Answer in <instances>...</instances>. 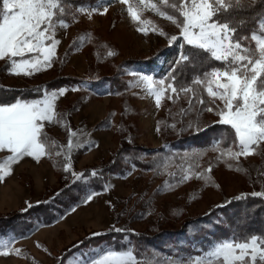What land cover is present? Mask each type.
I'll use <instances>...</instances> for the list:
<instances>
[{"label": "rangeland", "instance_id": "374dc122", "mask_svg": "<svg viewBox=\"0 0 264 264\" xmlns=\"http://www.w3.org/2000/svg\"><path fill=\"white\" fill-rule=\"evenodd\" d=\"M74 2L92 7L97 0ZM102 2L108 5L106 13L100 14L101 8L91 17L79 14L67 29L57 30L60 44L52 67L30 76L11 75L0 61V82L8 87L66 77L67 85L44 92L67 89L58 97L56 111L62 105L74 106L64 123L86 133L80 137L83 146L72 156V170L83 173L84 179L78 181L64 172L60 158L44 157L37 162L25 157L0 182V219H12L0 223V240H14L12 248L20 250V255L14 251L0 255V264H77L102 249L123 251L127 247H134L141 258L152 256L160 264H172L195 258L217 242L249 234L240 232L241 227L232 222L244 225V214L240 218V211L234 209L225 215L221 210L215 212L217 207L230 209L247 199L264 201V197L251 195L264 191V176L260 175L264 172V145L257 154L240 159L246 171L229 169L225 161H218L211 144L227 135V126L214 123L218 120L215 113L192 110L187 116L180 115V109L187 108L183 94L174 100L166 94L157 106L153 96L135 86L138 75L155 79L168 75L180 52L179 41L169 45L165 36L137 31L138 24L127 14L126 5L119 0ZM245 3L254 6L260 2ZM142 19H151L168 36L178 35L170 22L151 12H144ZM86 34L85 42L75 47L74 41ZM109 51L114 55H108ZM147 60L153 62L148 65ZM110 78L113 85H92V81ZM179 78L184 81L191 76ZM195 120L204 131L187 128L188 121ZM46 131L59 143H67L64 127L47 126ZM192 152L204 153L195 158L200 165L197 172L211 165L210 183L195 176L177 183L171 175H181L180 165L187 167L181 158ZM7 155L0 152V160ZM106 165L112 168L98 188L88 173ZM167 183L174 187L165 190ZM89 193L97 195L85 203ZM241 196L245 198L236 199ZM41 203L45 206L33 207ZM21 212L26 213L16 215ZM213 212L212 223H217L211 225L208 214ZM117 228L122 231H115ZM175 231L179 235L173 236ZM160 234H164L161 240L149 243V237ZM86 238L87 244L64 258L69 248Z\"/></svg>", "mask_w": 264, "mask_h": 264}, {"label": "snow or ice", "instance_id": "6c2138e0", "mask_svg": "<svg viewBox=\"0 0 264 264\" xmlns=\"http://www.w3.org/2000/svg\"><path fill=\"white\" fill-rule=\"evenodd\" d=\"M259 2L264 4V0ZM119 3L127 6V14L138 24L137 31L165 36L169 45L179 41L180 52L168 75L159 79L138 75L135 86L153 96L157 106L166 94L169 100L179 99L183 94L187 108H181L180 115L187 116L192 110L215 113L218 120L214 123L227 126V135L216 138L210 150L218 153L216 159L225 161L229 169L246 171L240 159L257 154L264 145V13H257L251 20L245 17L250 10L245 0H119ZM107 7L102 0L92 7L74 0H0V61L5 62L11 75L30 76L52 67L60 44L57 30L67 29L79 14L91 17L101 8L103 14ZM144 12L170 22L179 30L178 35L168 36L151 19H142ZM250 22L253 26L245 33ZM87 38V34L78 37L74 46L79 47ZM108 55L114 53L109 51ZM185 68H191L194 74L190 80L181 81L178 73L182 75ZM66 91L59 88L45 91L40 98L0 102V152L9 153L0 160V182L11 175L12 165L25 157L37 162L44 157L60 158L64 172L78 181L85 178L83 173L72 170V156L83 146L80 137L86 133L82 129L72 130L64 123L65 114L56 111V101ZM53 125L67 130L66 144L48 134L46 127ZM187 128L205 130L198 120L188 121ZM203 154H184L181 159L187 167L180 165L179 177L171 173L177 183L193 176L211 182L208 175L211 165L196 171L200 165L195 158ZM90 175L98 178L102 173L93 170ZM260 175L264 176V172ZM170 187L174 185L167 183L165 190ZM95 195L89 193L85 203ZM251 195L264 197V191ZM242 198L245 197L236 199ZM12 243L14 240H0V255L13 251L20 255ZM77 264H160V261L152 256L141 258L134 247H127L123 251L102 249L91 258L77 260ZM172 264H264V234L234 236L215 243L195 258Z\"/></svg>", "mask_w": 264, "mask_h": 264}, {"label": "trees", "instance_id": "16d2710c", "mask_svg": "<svg viewBox=\"0 0 264 264\" xmlns=\"http://www.w3.org/2000/svg\"><path fill=\"white\" fill-rule=\"evenodd\" d=\"M259 4L260 3L254 5V6H249L250 10L244 14L245 17H247L251 20V18L254 17L257 13H264V4L261 3L260 6H259ZM252 26H253V24H252V22H250L246 26V28L244 29V32L246 33L248 31V29H250ZM152 62H153V60H147L146 61V63L148 65H150ZM133 63L135 64L137 62H133ZM139 64H142V63H139ZM144 65H145V63H144ZM192 74H193V70L191 68H185V69H183V74L182 75L179 74V77L188 78V77L192 76ZM65 78L66 77H60L59 76V77H56L55 79H52L50 81H45V82H42L38 85H27L26 87H8L7 85L0 82V102L11 103V102H14L16 99L31 100V99H35V98H40L42 96V94L44 93V90H46V89H49L52 87H54V88L55 87H61V86L67 85L69 82H67V80H64ZM70 81H73V80H70ZM104 82H107V83L110 82L111 85L114 84L112 79L110 78V79H107L105 81H100V82L92 81V85L94 87L95 86L99 87V86H102ZM114 87H117V86L114 85ZM38 89L40 90L39 92L37 91ZM72 108H74V106L62 105V106H60L59 112L61 114H65V118H66L67 112L71 111ZM50 136L59 142V139L55 138L52 135H50ZM111 166L106 165L102 168H97V172L102 173V175L98 178L92 177V179H93L92 181H93V183L96 184V187H98V188L103 187L102 177L105 175L106 172H108L109 168H112ZM90 173L91 172L88 173L89 176H91ZM44 204L45 203L37 204V205H34L33 207L34 208L35 207L40 208V207L45 206ZM234 209H237L238 211H240V213H241L240 218H242V214L245 215V219H243L245 221L244 225L243 224L239 225V223H237V222L235 223V221H232L236 228L241 227L240 229H242V231H240V232L264 233V201L253 200V199L240 200V201H237L236 204L232 208L230 207V209H228V207H226V206H219V207H217L215 212H218V210H221L222 212H224L225 215H228ZM215 212L208 214V216L210 218V223H212L213 216H215L214 215ZM23 213H26V212L17 213L16 215L23 214ZM9 218H11V217H5L4 219L3 218L0 219V223L10 222L12 219L10 220ZM215 223H217V221H215ZM214 224L212 223L211 225H214ZM179 233L180 232L175 231L173 233V236H177V235H179ZM163 235L160 234L158 236L149 237L148 241H149V243H154V242L156 243L159 240H161V237ZM115 236H117V234H115ZM136 237L144 240L143 236H136ZM87 242H88V238L84 239L80 244L77 243V245L75 244V246H73L72 248H69L65 252L64 258H68L71 254L76 252L79 248H81L85 244H87Z\"/></svg>", "mask_w": 264, "mask_h": 264}]
</instances>
